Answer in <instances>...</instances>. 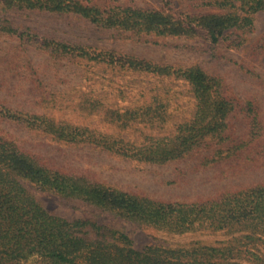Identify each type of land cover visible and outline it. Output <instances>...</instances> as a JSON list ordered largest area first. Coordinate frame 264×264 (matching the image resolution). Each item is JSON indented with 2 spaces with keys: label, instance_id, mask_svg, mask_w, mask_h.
<instances>
[{
  "label": "trees",
  "instance_id": "obj_1",
  "mask_svg": "<svg viewBox=\"0 0 264 264\" xmlns=\"http://www.w3.org/2000/svg\"><path fill=\"white\" fill-rule=\"evenodd\" d=\"M117 1L99 6L92 0H0V12L42 10L72 14L104 30H121L139 37L203 38L213 49L221 44L231 48L242 46L246 35L254 29V16L264 10V0H192L197 8L208 10L204 12L122 6ZM5 25L0 23V33L14 35L20 42L27 41L16 27ZM40 38L43 37L36 35L27 39L41 44L52 57L94 60L113 69L181 81L194 99V113L190 119L179 122L173 131L149 134L136 142L67 119H56L46 111L0 102V118L14 123L16 129L39 133L58 143L89 145L109 154L160 166L196 154H202L204 165L217 163L223 159H215L222 151L241 146L264 150L259 140L264 135V125L254 103L236 97L221 76L210 74L200 65L175 67L112 52L94 55L85 47ZM98 102L86 99L79 108L91 114ZM155 103L160 104L156 97L152 102H143L124 119H141L150 126L154 122L164 125L167 110ZM235 111L243 113L249 121L245 135L250 137L237 146L226 133L229 118ZM22 144L17 137L0 132V264H264L262 183L226 190L205 200L166 201L124 190L86 173L57 167L43 154ZM208 149H212V156L203 154ZM27 185L55 193L64 202L81 201L115 217L168 234L221 233L228 237L218 244L194 240L187 245L152 244L139 250L122 230L89 219L70 220L50 213Z\"/></svg>",
  "mask_w": 264,
  "mask_h": 264
},
{
  "label": "rangeland",
  "instance_id": "obj_2",
  "mask_svg": "<svg viewBox=\"0 0 264 264\" xmlns=\"http://www.w3.org/2000/svg\"><path fill=\"white\" fill-rule=\"evenodd\" d=\"M92 1L99 6L114 4L113 0ZM168 2L118 0L116 3L139 8L170 7L174 12L208 11L197 8L192 0ZM254 18V29L246 35L242 46L231 48L221 44L212 49L203 38L139 37L121 30H104L72 14L42 10L0 12V23L16 27L27 40L20 42L14 35L0 33V102L26 110L46 111L56 119H67L136 142L149 134L173 131L179 122L193 116L194 99L185 83L113 69L94 60L52 57L41 44L27 39L37 35L49 42L85 47L94 55L112 52L175 67L200 65L210 74L221 76L229 92L236 97L251 100L264 125V10ZM153 97L160 103L155 105L167 110L164 125L154 122L150 126L141 119H124L143 102H152ZM86 99L99 100L91 114L79 108ZM248 123L239 111L229 118L226 133L235 146L250 139L245 135ZM16 128L14 123L0 118V132L17 137L22 145L43 154L53 165L156 199L192 202L216 197L226 190L264 184V150L256 147L222 151L215 159H223L208 165L202 164V154H196L160 166L109 154L89 145L58 143L48 136ZM259 140L263 147L264 135ZM208 150L203 154L212 156V149ZM27 187L50 213L70 220L89 219L122 230L139 250L152 244L187 245L194 240L218 244L228 237L221 233L172 235L115 217L81 201L67 203L55 193L35 189L32 185Z\"/></svg>",
  "mask_w": 264,
  "mask_h": 264
}]
</instances>
